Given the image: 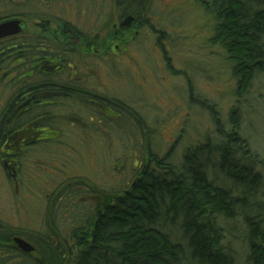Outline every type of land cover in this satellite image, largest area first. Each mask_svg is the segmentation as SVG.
<instances>
[{
    "label": "trees",
    "instance_id": "16d2710c",
    "mask_svg": "<svg viewBox=\"0 0 264 264\" xmlns=\"http://www.w3.org/2000/svg\"><path fill=\"white\" fill-rule=\"evenodd\" d=\"M80 1L0 0V23L40 19L75 26L72 13L79 17L82 10L69 11V7H79ZM194 1L215 21L211 41L225 50L233 64L235 95L246 96L254 76L264 68V0ZM115 3L122 23L133 27L149 22L150 0ZM100 10L88 8L87 13L97 16ZM79 24L82 33L91 31L85 22ZM199 104L220 123L213 106ZM238 104L229 111L227 130L217 125L216 141L186 148L178 165L168 153L157 157L148 146L138 177L125 191L89 188L87 178H77L87 191H64L52 204L54 215L47 222L52 228L67 222L69 234L31 235L2 221L0 264L17 262L18 257L21 264L29 261L14 247V236L40 239L48 264H238L233 240L247 250L246 264H264V179L255 170L256 156L240 135ZM149 140L146 136L145 143ZM101 194L112 197L102 209Z\"/></svg>",
    "mask_w": 264,
    "mask_h": 264
},
{
    "label": "rangeland",
    "instance_id": "374dc122",
    "mask_svg": "<svg viewBox=\"0 0 264 264\" xmlns=\"http://www.w3.org/2000/svg\"><path fill=\"white\" fill-rule=\"evenodd\" d=\"M14 1L19 3L21 0ZM81 1V5H90L89 9L98 7L101 10L99 15L91 17L90 13H87L88 7L81 8L79 17L72 13L76 23L81 26L79 24L81 20L87 26L96 27L93 32L91 31L92 35L100 33L98 39L101 40L105 39V30L109 25L113 31L104 44H111L109 40L113 38L114 41L109 47L121 56L118 60L110 59L104 64L98 61L100 63L98 67L95 65L97 60L90 55L86 60L79 62L80 73L83 75V72L86 73L85 68L91 67L87 61L90 59L89 61L96 67L94 71L91 70L92 74H95L94 83L107 85L113 93L117 91V94L122 98L126 97V101L132 106L140 105L146 121L145 135L150 140L149 143H144V148L136 145L138 142L136 139H130L129 144L124 140H115V146L128 144L129 148L135 147L138 150L142 148L141 153L133 154L130 149L129 154L119 151L109 156L87 157L82 154L71 160V164H68L70 168L75 167L81 178H90L98 182L101 169L107 173V183L111 185L107 188L112 187L111 192L125 191L138 177L148 146L157 157L168 153L171 156L170 161L178 165L186 148L207 141H216L217 125L220 124L221 129L227 130L229 111L239 103L240 135L256 156L258 164L255 170L264 179V68L261 73L254 76L246 96L238 99L235 95V80L232 77L233 64L227 58L225 50L211 41L215 21L198 3L194 0H150L147 10L149 22L145 23L146 25L132 27L119 23L120 14L114 0H100L101 4L95 0ZM112 24H115L114 28ZM24 26L26 28V25ZM111 60L116 62L112 65ZM99 76L100 80L97 79ZM200 102L216 109L215 116L219 118L220 123L212 120L209 112L200 106ZM59 164L61 156H55L54 160L49 161L50 179H62L58 177V173L52 177L56 172L53 168H61ZM38 180L44 181V178L39 177ZM35 183L37 188L34 190L37 194L40 185ZM103 187L99 186L105 190ZM107 190L110 191V188ZM9 195L8 186L2 185L0 195L2 211L8 218L7 222L16 221L15 225L20 231L32 226L27 224L28 221L38 222L37 216L32 218L38 212L36 206L29 207L28 202L24 200H21L23 205L18 203L17 215H15L17 212L10 213L14 205ZM31 198L34 200V202L29 200L31 206L36 205V196L32 195ZM99 198L100 209L112 200L107 194H101ZM38 226L39 224L36 225ZM28 237V239L23 237L26 239L24 242L36 241L33 236ZM67 241L71 242L70 237ZM231 245L238 264H246L247 250L235 240ZM33 255L38 257L35 252ZM18 258L17 262L12 260L3 264H21L22 258ZM28 262L30 259L25 260L26 264Z\"/></svg>",
    "mask_w": 264,
    "mask_h": 264
},
{
    "label": "flooded vegetation",
    "instance_id": "af4514ba",
    "mask_svg": "<svg viewBox=\"0 0 264 264\" xmlns=\"http://www.w3.org/2000/svg\"><path fill=\"white\" fill-rule=\"evenodd\" d=\"M79 5V8L90 7ZM75 8L78 6L69 7V11ZM19 21L20 34L0 39V195L2 185L8 186L9 198L14 205L10 213L17 212L15 215L18 214V203L22 205L21 200L28 202L29 207L36 206L38 212L32 218L37 216L39 220L37 223L28 221L27 224L32 226L21 229L25 233L27 230L31 235H47L51 231L69 233L65 227L67 222H61L65 228L61 227V223L57 228L48 227L47 222L54 215L52 204L64 191L69 188L78 192L87 191L82 181L77 180L81 176L76 168H70L71 160L82 154L87 157L109 156L118 151L129 154L130 149L133 154H140L146 138L144 112L140 105L135 107L128 104L126 97L122 98L117 91L113 93L107 85L98 81L94 83L95 74L91 70L94 71L96 67L90 59L87 61L91 67L85 68L86 73L82 75L78 68L79 62L90 55L97 60L95 65L98 67L101 62L118 60L121 55L109 47L113 38L109 40L111 44H104L113 29L109 28L108 31L106 27V37L101 40L98 39L100 33L92 35L96 27L88 25L92 32L86 35V32L80 31L75 20L71 21L75 26L72 24L70 27H66L61 20V24L40 19ZM114 25L111 26L114 28ZM18 42L20 45H17ZM34 43H37L35 48ZM51 44L56 45L59 51L53 50L55 47L50 48ZM111 62L113 65L116 61ZM97 79L100 80V76ZM130 139H136V145L142 148H129ZM115 140H124L128 144L115 146ZM55 156H61V168L54 167L56 172L52 177L58 173V177H62L60 180L50 179L49 176L48 164ZM99 173L100 182L88 178L85 183L95 189L106 186L103 188L107 192V189H112L107 188L111 186L107 183V173L101 169ZM39 177L44 181L38 180ZM35 182L40 185L37 194ZM32 195L36 196V205L31 206L29 200L34 202ZM60 210L61 207L59 213ZM6 219L0 196V236L5 231L1 227L2 221ZM16 223L11 221L10 225L17 229ZM16 238L26 239L14 236L11 241L34 264H48L40 239L36 242L27 240L26 243L33 250L25 253L14 241ZM53 245L61 247L57 241H53ZM34 252L38 257L33 255Z\"/></svg>",
    "mask_w": 264,
    "mask_h": 264
},
{
    "label": "water",
    "instance_id": "95a60500",
    "mask_svg": "<svg viewBox=\"0 0 264 264\" xmlns=\"http://www.w3.org/2000/svg\"><path fill=\"white\" fill-rule=\"evenodd\" d=\"M20 33L21 25L19 20H9L0 23V39L11 35H17ZM14 241L17 243L18 247L24 252L29 253L33 250L29 244L19 238L14 239Z\"/></svg>",
    "mask_w": 264,
    "mask_h": 264
}]
</instances>
